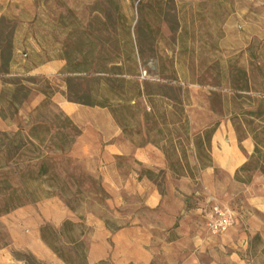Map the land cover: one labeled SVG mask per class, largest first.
Masks as SVG:
<instances>
[{"label": "rangeland", "instance_id": "rangeland-1", "mask_svg": "<svg viewBox=\"0 0 264 264\" xmlns=\"http://www.w3.org/2000/svg\"><path fill=\"white\" fill-rule=\"evenodd\" d=\"M226 11L219 0H0V264H264V166L236 173L251 137L244 128L241 144L224 135L214 152L210 141L211 166L201 170L196 154L206 165L205 150L183 120L207 105L225 118L210 86L233 80L229 67L212 73ZM255 54L261 62L263 40ZM234 56L243 70L240 54L221 52ZM53 60L63 63L55 79L27 76ZM173 77L204 97L183 106L164 88ZM49 83L69 102L105 107L129 141L149 147L154 168L136 163L131 175L119 161L118 183L110 174L59 175L30 139L43 136L32 128L47 104L31 110L32 89L49 92ZM182 154L192 180L169 170L167 155ZM215 208L228 215L224 230H214Z\"/></svg>", "mask_w": 264, "mask_h": 264}, {"label": "crops", "instance_id": "crops-1", "mask_svg": "<svg viewBox=\"0 0 264 264\" xmlns=\"http://www.w3.org/2000/svg\"><path fill=\"white\" fill-rule=\"evenodd\" d=\"M223 33L224 37L219 41L221 52L226 56L240 54L239 63L246 71L248 64L245 49L253 39L264 40V0H258L255 4L247 0L243 6L238 0L234 13L223 24ZM62 64L59 60L49 61L26 74L51 81L60 75ZM2 86L0 81V93ZM49 86L53 91L49 99L32 89L33 96L29 105L32 110L47 100L45 119L33 126L47 127L48 133L41 148L56 161L59 175L71 179L75 174L85 172L105 181V176L110 174L115 178L114 182L118 183L121 180L119 161L131 164V175L134 174L136 163L143 169L154 168L148 156L149 147L136 146L129 141L106 108L69 102L62 96L65 90L63 86L52 83ZM199 94L204 97L205 93L201 88L189 87L191 103L188 108L197 100ZM215 122L219 124L211 137L213 152L215 143L224 135H227L229 142L233 143L234 140L237 144L230 119L217 117L212 105H207L201 112H195L193 117L189 116L190 134L196 136ZM227 165L231 163L228 162Z\"/></svg>", "mask_w": 264, "mask_h": 264}, {"label": "trees", "instance_id": "trees-1", "mask_svg": "<svg viewBox=\"0 0 264 264\" xmlns=\"http://www.w3.org/2000/svg\"><path fill=\"white\" fill-rule=\"evenodd\" d=\"M220 3L227 6L225 15L226 20L231 14L234 13L233 0H219V4ZM223 37L224 33L221 29L217 35L218 41H220ZM257 41V39H253L250 45L245 49L248 64L247 71L237 67L235 63L237 56L223 60L221 58V52L218 45L213 49V52L218 54V56L214 63L215 67L213 68L212 73L220 76L226 75V68L229 67L231 72L229 73V76L233 78L231 84L228 87L219 84L210 86L212 90L221 94L219 99L218 96L213 93L215 104L221 108L223 116L230 119L236 135L237 143L241 144L246 139V136L251 137L253 142L252 154L249 159L237 170V174L249 173L256 170L260 165L264 166V58L261 62L257 61V56L255 54V44ZM194 71L198 72L200 70L197 69ZM249 81H251V83H249ZM189 85H199L200 87L203 86L202 84L198 83V81L193 79L190 81ZM164 88L169 90L171 93H174L176 97H179L183 106L189 105L190 100L187 86L181 83L177 78L173 77L166 81L164 83ZM48 90L50 91L41 92L47 99H49L53 94V91L50 89V87ZM183 120L185 123L184 126L186 125L188 127L189 123L187 117L183 116ZM218 124V122H215L212 126L207 127L201 133L192 138V145L196 150H205L204 157L207 158L206 165L201 163L200 155H198V153L196 154L201 170L211 166V160L209 158L210 141L212 135L218 127ZM243 128L246 130V136L242 135V131L244 130ZM33 130H42V137H30V139L37 142V144L42 147L44 143V137L48 133L47 127L44 125H35L32 128V131ZM184 139L190 141L189 134H187V132L185 133V131ZM166 159L169 164V170L174 177L177 179H193V169L189 167L185 154H182L180 161L177 162L169 161L168 155ZM144 175L148 180H151V178L154 176V173L147 170L144 172ZM97 264H106V262L99 261Z\"/></svg>", "mask_w": 264, "mask_h": 264}, {"label": "built area", "instance_id": "built-area-1", "mask_svg": "<svg viewBox=\"0 0 264 264\" xmlns=\"http://www.w3.org/2000/svg\"><path fill=\"white\" fill-rule=\"evenodd\" d=\"M214 213L217 216V223L214 226V230H224L229 224L228 215L219 211L217 208L214 209Z\"/></svg>", "mask_w": 264, "mask_h": 264}]
</instances>
